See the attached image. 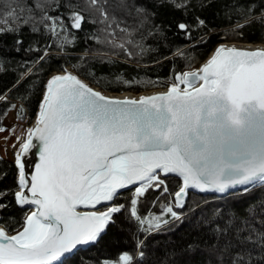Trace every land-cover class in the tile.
Masks as SVG:
<instances>
[{
    "label": "snow or ice",
    "instance_id": "snow-or-ice-1",
    "mask_svg": "<svg viewBox=\"0 0 264 264\" xmlns=\"http://www.w3.org/2000/svg\"><path fill=\"white\" fill-rule=\"evenodd\" d=\"M164 4L190 6L189 0H0V38L11 35L22 46L27 29L50 39L42 49H26L42 51L34 65L53 46L61 52L74 46L76 33L90 23L98 27L85 41L106 49L97 53L101 62L123 55L139 64L152 51L146 41L163 32L155 8ZM261 5L253 15L249 3L244 24L237 21L234 30L264 27V0ZM177 27L190 36L188 24ZM176 54L188 59L183 50ZM187 67L173 73L166 90L136 98L106 96L66 68L50 76L34 124L12 146L16 188L0 190V211L9 194L25 209L14 235L0 227V264H65L80 248L106 243L112 230L129 232L134 247L95 264H264V197L243 214L231 206H188L190 189L240 196L264 190V48L221 45L199 68ZM31 71L0 93V102ZM9 109L24 118L23 104H10L3 115ZM4 131L15 135V127L0 126ZM33 150L37 162L28 178L25 158ZM171 175L179 180L175 191L167 183ZM128 189L127 202H117ZM150 191L159 195L142 214L139 205ZM185 222L187 239L157 256L154 238Z\"/></svg>",
    "mask_w": 264,
    "mask_h": 264
},
{
    "label": "trees",
    "instance_id": "trees-1",
    "mask_svg": "<svg viewBox=\"0 0 264 264\" xmlns=\"http://www.w3.org/2000/svg\"><path fill=\"white\" fill-rule=\"evenodd\" d=\"M73 2L78 3L80 0H73ZM189 3L190 6L186 10H178L168 4L155 8V21L162 26L163 32L146 41L152 51L145 54L139 64L136 59L126 61L123 55L114 56V62L111 63L101 62L97 53H102L106 49L95 41H85V36L98 27V25L90 23H85L83 30L76 33L78 39L74 46L66 47L63 52L53 46L46 59L37 65H35L36 63L33 65L32 62L37 61V58L42 55V51H27L26 49L30 45L33 49H42L45 43L50 42V39L46 40L41 34H29L27 29L21 33L24 40L22 46L15 45L11 35L0 38V63L4 64V68L0 70V93L11 89L21 73L26 72L29 66L32 67L31 74L18 88L8 93L7 102H0V126L5 116L3 115L4 110L13 102L23 104L30 118H33L48 75L66 67L71 68L75 73L105 91L139 93L150 89L165 88L174 72L190 70L187 67L189 62H191L192 68H196L206 58L209 51L222 41L264 43V27L258 23L234 30L237 21L239 23L244 21L241 13L246 15L249 3L253 9V15L259 13L262 7L261 0H189ZM237 4L240 7H236ZM197 17L205 21L203 26L196 23ZM181 22L190 26V36H186L177 27V24ZM201 38H203L202 41ZM18 47L19 50H17ZM178 49L183 50L188 59L177 55ZM125 81H135V83L129 85ZM20 96L25 98L18 99ZM16 182L14 164L0 158V190H15ZM167 183L170 190L175 191L179 180L170 176L167 178ZM130 195L131 189L123 191L121 199L117 202H127ZM158 195L159 193L152 191L147 194L139 205L142 214ZM257 197H264V190L243 196L231 193L225 197L190 192L188 193V206L199 205L203 209L220 205L231 206L243 214V208L250 201H255ZM5 202L8 207L0 211V223L7 227L8 232L12 233L15 232L14 230L20 229L25 209L19 208L14 197L10 194L5 198ZM200 210L201 208L197 209V215ZM153 211L158 212L159 205ZM172 229V231L162 233L154 238L153 248L159 245L161 249L157 256L161 255L167 247L180 243L182 239H187V222L174 224ZM133 247L134 242L129 232L112 230L106 243L95 248L78 251L77 254L68 258L65 264H95L98 260H115L118 253L131 250ZM149 259H153V257L150 256ZM197 259L202 260L203 258L198 257Z\"/></svg>",
    "mask_w": 264,
    "mask_h": 264
},
{
    "label": "rangeland",
    "instance_id": "rangeland-1",
    "mask_svg": "<svg viewBox=\"0 0 264 264\" xmlns=\"http://www.w3.org/2000/svg\"><path fill=\"white\" fill-rule=\"evenodd\" d=\"M39 62H37L35 65H37ZM66 68H69V67H66ZM69 69L71 70V68H69ZM71 71H73V70H71ZM55 72H60V71H55ZM73 72H75V71H73ZM51 74L48 75V77H47V79L45 81L44 89H45L46 82H47L48 78L51 76ZM44 89H43V91H44ZM156 89H158V88H156ZM156 89H150V90H156ZM103 91H105V90H103ZM145 91H149V90H145ZM145 91H142V92H145ZM105 92L111 93V94H116V95L123 94V93H131L133 95L138 94V93H132V92H129V91H125V92H122V93L109 92V91H105ZM40 102H41V100H40ZM13 103L17 104L18 107L20 105L19 102H13ZM35 114H36V112H35ZM35 114H34V116H35ZM22 115H23L24 118L18 120L16 118L17 110L9 109L8 110V114L3 117L1 126L4 127L5 129H11V128L15 127V135H13L10 131L0 132V158L1 159L3 158L5 160H8V161L12 162V159L14 158V149H13L12 146H13L14 143H16L15 137L18 136V135H21L23 133V131L26 129V127H28L30 125L31 121L34 119V116H33V118H30V115L27 113L26 110H25V112ZM6 137H7V140L5 139ZM229 194H231V193H227L226 195H229ZM226 195H224V196H226ZM214 196H217V195H214ZM99 209L100 210H104V207L99 208ZM12 233H14V232H12Z\"/></svg>",
    "mask_w": 264,
    "mask_h": 264
},
{
    "label": "bare ground",
    "instance_id": "bare-ground-1",
    "mask_svg": "<svg viewBox=\"0 0 264 264\" xmlns=\"http://www.w3.org/2000/svg\"><path fill=\"white\" fill-rule=\"evenodd\" d=\"M244 22L245 21H243V22H240V24H244ZM221 45H223V46H225V47H237V48H240V49H254V48H264V43H251V42H243V41H222V42H220V43H218V44H216L210 51H209V53L207 54V56H206V58L196 67V68H199L212 54H213V52H214V50H215V48H217L218 46H221ZM194 69V68H193ZM67 71L68 72H71L72 73V71H70V69H67ZM62 72H60V73H57V72H54L53 74H61ZM52 74V75H53ZM73 74H75V75H77L82 81H84L86 84H89V85H91L94 89L95 88H97L96 90H98V91H100V88L99 87H97L95 84H92L91 82H89L87 79H85V78H83L82 76H80V75H78L77 73H75V72H73ZM45 90V89H44ZM43 93H44V91H43ZM43 93H42V96H41V99L40 100H42V97H43ZM147 93H149V92H146V93H144V94H147ZM112 95V94H111ZM115 95V94H114ZM113 95V96H114ZM119 96H132V95H130V94H128V93H124V94H121V95H119ZM38 110H39V105H38V107H37V109H36V114H35V116H34V119L31 121V123H30V125L29 126H32L33 124H34V122H35V119H36V115H37V113H38ZM28 126V127H29ZM27 128V127H26ZM3 159V158H2ZM5 160V159H4ZM12 162H13V164H14V166H15V157L12 159ZM15 169H16V179H17V177H18V170H17V168H16V166H15ZM170 177V176H169ZM171 177H174V176H171ZM176 178V177H175ZM128 190H130V189H128ZM124 191H126V190H124ZM188 193H190V192H188ZM195 193V192H194ZM202 195H204V194H202ZM205 195H213V194H205ZM226 195V194H225ZM218 196V195H217ZM218 197H225V196H218ZM18 206V205H17ZM19 208H21L20 206H18ZM21 209H24V208H21ZM0 227H4L3 225H1V223H0ZM8 234L9 235H14L15 234V232L14 233H9L8 232ZM80 250H82V249H80ZM80 250H78V251H80ZM78 251H76V253L75 254H77V252ZM74 254V255H75ZM74 255H72V256H74ZM71 256V257H72Z\"/></svg>",
    "mask_w": 264,
    "mask_h": 264
},
{
    "label": "water",
    "instance_id": "water-1",
    "mask_svg": "<svg viewBox=\"0 0 264 264\" xmlns=\"http://www.w3.org/2000/svg\"><path fill=\"white\" fill-rule=\"evenodd\" d=\"M256 49H258V48H254V49H247V50H256ZM66 69H69V68H66ZM195 69V68H194ZM71 71V70H70ZM60 72H62V71H60ZM60 72H57V73H60ZM54 73V72H53ZM52 73V74H53ZM72 73H73V71H72ZM51 74V75H52ZM50 78V77H49ZM48 78V79H49ZM89 85V84H88ZM90 87H92L91 85H89ZM93 88V87H92ZM94 89V88H93ZM97 88H95L94 90H96ZM164 90H166V88H162V89H156V90H149V91H145V92H140V93H138V94H135V95H133V94H131V93H128V94H130V95H132V96H119V95H121V94H119V95H114V94H112L111 95V93H107V92H105V91H103L102 89H100V91L99 92H101L102 94H104V95H106V96H109V97H115V98H125V97H132V98H136V97H139L140 95H146V94H144V93H146V92H149V93H147V94H152V93H155V92H160V91H164ZM96 91H98V90H96ZM124 94V93H123ZM114 95V96H113ZM25 162H26V168H25V172H26V176L28 177V178H30V176H31V174L34 172V165H35V163L37 162V157H36V155H35V150H33V152L32 153H30L26 158H25ZM171 176H174V175H171ZM175 177V176H174ZM177 178V177H176ZM17 179H18V177H17ZM189 192H195V193H198V194H213V195H218V196H224L225 194H219V193H212V192H203V193H201V192H198V191H195V190H189ZM99 208H102V207H104V205H100V206H98ZM80 249H85L84 247H82V248H80ZM79 249V250H80Z\"/></svg>",
    "mask_w": 264,
    "mask_h": 264
}]
</instances>
